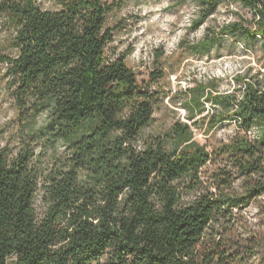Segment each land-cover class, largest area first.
<instances>
[{"label": "trees", "instance_id": "16d2710c", "mask_svg": "<svg viewBox=\"0 0 264 264\" xmlns=\"http://www.w3.org/2000/svg\"><path fill=\"white\" fill-rule=\"evenodd\" d=\"M196 1L197 27L226 0ZM233 1L252 19L224 24L195 49L225 36L264 39V0ZM55 2L53 11L37 0H0V17L16 29V54L1 60L19 118L28 126L46 114L40 136L68 151L49 170L39 166V137L30 136L16 156L0 152V264L13 257L15 264H244L254 257L260 242L252 235L243 251L229 236L264 198L261 81L244 80L239 95L199 87L190 120L211 104L220 111L209 130L228 121L238 128L213 151L181 122L143 140L156 101L124 56H107L115 30L107 17L117 1Z\"/></svg>", "mask_w": 264, "mask_h": 264}, {"label": "rangeland", "instance_id": "374dc122", "mask_svg": "<svg viewBox=\"0 0 264 264\" xmlns=\"http://www.w3.org/2000/svg\"><path fill=\"white\" fill-rule=\"evenodd\" d=\"M116 1V6L107 17V26L115 29L107 56L110 60L124 56L141 87L153 93L156 101L153 121L144 130L142 139L166 135L179 122L189 125L195 140L209 151L235 135L238 128L233 121L209 130L210 118L220 108L206 104L203 114L190 120L187 107L193 98L202 93V86L207 92L239 95L244 80L256 79L264 85L262 37L251 42L241 36H225L208 50L195 49L224 24L239 21L240 17L252 19L250 10L233 0H226L215 14L196 27L201 13V6L196 0ZM37 5L42 10L60 9L55 0H37ZM15 34L11 19L1 16L0 152L5 150L10 157L16 156L24 141L31 142L30 136L34 139L39 137L34 141L39 166L49 170L60 159L66 158L68 151L62 142L52 144L45 135L40 136L48 126L46 114L34 119L28 126H24L19 118L11 78L7 75L8 67L1 60L16 54L13 48ZM37 207L40 212L44 209L40 197ZM241 218L242 225L236 232L234 227L229 244L243 251L241 245H251L252 242L246 239L252 235L260 245L255 247V256L247 257L244 264H264V198L254 202ZM9 264H15L14 257Z\"/></svg>", "mask_w": 264, "mask_h": 264}]
</instances>
